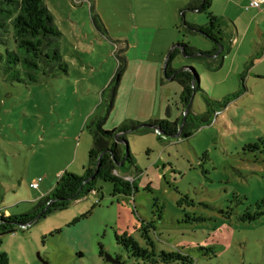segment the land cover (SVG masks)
I'll return each instance as SVG.
<instances>
[{
	"label": "rangeland",
	"instance_id": "rangeland-1",
	"mask_svg": "<svg viewBox=\"0 0 264 264\" xmlns=\"http://www.w3.org/2000/svg\"><path fill=\"white\" fill-rule=\"evenodd\" d=\"M189 1L44 0L62 32L67 73L25 85L5 81L0 65V214L28 212L64 172L83 174L93 144L87 127L104 114L109 82L123 59L125 71L103 128L178 116L181 85L163 75L168 52L178 42L204 51L212 47L202 34L176 28L179 10ZM246 6L215 1L213 14L227 10L226 32L238 43L214 61L215 69L191 62L205 92L194 94L191 110L206 111L205 95L225 101L211 113L212 123L189 138L163 142L156 134L129 135L141 170L133 197L113 196V185L98 180V191L5 234L1 250L9 264H111L100 256L99 243L120 264H145L130 257L115 234L130 231L143 246L134 226L138 218L154 220L156 202L163 205L151 230L157 251L179 250L192 264H264V216L253 222L237 218L264 198V49L260 38L251 37L257 17ZM184 19L207 22L204 13L192 10ZM187 64L177 56L171 65ZM184 194L192 205L177 204Z\"/></svg>",
	"mask_w": 264,
	"mask_h": 264
},
{
	"label": "trees",
	"instance_id": "trees-1",
	"mask_svg": "<svg viewBox=\"0 0 264 264\" xmlns=\"http://www.w3.org/2000/svg\"><path fill=\"white\" fill-rule=\"evenodd\" d=\"M211 7L212 0H190L179 10L181 24L176 28L186 34H202L211 42L212 47L204 51L188 42H178L173 44L168 52L163 75L166 79L177 81L181 85L176 103L178 117L174 120L156 119L145 123L126 121L113 131L103 128L109 111L114 106L118 85L125 71L126 63L123 59L109 82L110 97L104 114L95 117L87 127L93 144L89 150L88 163L83 168V174L64 172L50 193L41 197L34 208L28 212L15 215L0 214V264H9L8 254L1 250L2 237L5 234L27 227L54 211L67 209L73 200L92 191H98V180L110 182L113 185V196L133 197L138 191L137 176L141 170L136 165L130 147H127L124 142L117 141L116 135H119L118 139L127 141L128 145L129 135L150 133H156L157 139L163 142L166 138H176L175 135L180 128L179 138H189L202 125L212 123L211 113L215 112L216 108L225 106V101L212 100L205 95L206 111L198 114L191 110L194 94L197 91L205 93L200 88L199 75L191 62L201 63L207 70L215 69L214 61L219 57L222 58L223 54L230 50L233 37L226 32L224 19L215 16ZM189 10L204 13L207 17L206 24L186 21L185 12ZM61 36L62 32L56 27L44 0H0V46L2 47L0 65L4 80L29 85L41 79L67 73V65L59 49ZM177 56L187 60L189 65L174 68L171 64ZM166 112L168 115V108ZM145 125L155 126L162 133ZM254 145L255 143L252 146ZM134 172L136 175L133 174ZM146 189L150 187L147 186ZM183 203L192 205L193 201L184 194L177 201L179 206H183ZM154 206L157 212L155 215L153 211L154 220L138 218L139 224L134 226L145 244L142 246L130 231H125L122 235L115 234L117 243L125 248L130 257L140 259L145 264L178 262L192 264L191 257L179 250H156L151 230L156 229L155 222L162 218L163 205L156 202ZM254 206V210L246 209L237 218L242 222H253L264 216V198L256 201ZM229 215L231 212L227 216ZM193 219L201 220L196 217ZM105 252L103 244L99 243V254L106 259L108 254ZM111 257L117 262H110L111 264L121 263L119 257Z\"/></svg>",
	"mask_w": 264,
	"mask_h": 264
},
{
	"label": "crops",
	"instance_id": "crops-1",
	"mask_svg": "<svg viewBox=\"0 0 264 264\" xmlns=\"http://www.w3.org/2000/svg\"><path fill=\"white\" fill-rule=\"evenodd\" d=\"M215 1L216 0H212L213 11L215 13H218V12H216L215 7H214L215 6ZM249 2H250V0H228V5L231 4V3H234V4H240V5L244 4L246 6V5L249 4ZM259 2H260V7L259 8H250L249 9V10L254 11V13H255L254 16L257 17L256 18L257 27L251 32V37L253 39L260 38V46L264 49V26L260 25V23L262 22V21H260V19L264 18V16H262V13L264 14V0H259ZM249 10H247V11H249ZM223 13L224 14L220 16L221 18L225 17L226 15L229 16V14L227 13V10H225ZM252 22H254V21H252ZM249 31H250V26L248 25L242 32V36H241L242 41H243L244 38L247 37ZM236 42L238 43V39L237 38H233V43H236ZM168 80L171 81V79H168ZM167 108L169 109L168 116L171 117V115H172L171 110H170L171 108L170 107H167ZM136 121H138V120H136ZM150 134H156V133H150Z\"/></svg>",
	"mask_w": 264,
	"mask_h": 264
},
{
	"label": "water",
	"instance_id": "water-1",
	"mask_svg": "<svg viewBox=\"0 0 264 264\" xmlns=\"http://www.w3.org/2000/svg\"><path fill=\"white\" fill-rule=\"evenodd\" d=\"M166 65H167V63L165 62L164 69H165ZM192 99H193V98H192ZM187 110H188V108L186 109V111H187ZM145 126L152 127V128H154V129H156V131H157L158 133H162L161 130H160L159 128L155 127V126H150V125H145ZM180 133H181V128L178 130V133L175 135V137H179V136H180ZM118 136H119V135H116V139H117V141L126 143V146L128 147L129 145H128L127 141H123V140H121V139H118ZM106 259H107V261H109V262L117 263V262H116L111 256H109V255H106Z\"/></svg>",
	"mask_w": 264,
	"mask_h": 264
},
{
	"label": "built area",
	"instance_id": "built-area-1",
	"mask_svg": "<svg viewBox=\"0 0 264 264\" xmlns=\"http://www.w3.org/2000/svg\"><path fill=\"white\" fill-rule=\"evenodd\" d=\"M259 7H260V2H259V0H250L249 4L246 6V9H250V8H259ZM39 181H40V179H39L38 181L32 182V183L30 184V186H31L32 188H38V187H39Z\"/></svg>",
	"mask_w": 264,
	"mask_h": 264
}]
</instances>
